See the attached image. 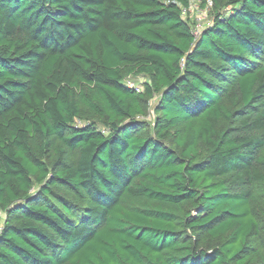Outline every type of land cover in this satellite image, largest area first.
<instances>
[{"label": "trees", "instance_id": "obj_1", "mask_svg": "<svg viewBox=\"0 0 264 264\" xmlns=\"http://www.w3.org/2000/svg\"><path fill=\"white\" fill-rule=\"evenodd\" d=\"M189 1L0 0V264H264V0Z\"/></svg>", "mask_w": 264, "mask_h": 264}, {"label": "rangeland", "instance_id": "obj_2", "mask_svg": "<svg viewBox=\"0 0 264 264\" xmlns=\"http://www.w3.org/2000/svg\"><path fill=\"white\" fill-rule=\"evenodd\" d=\"M210 12H211V9H209L207 16H205V18L202 19L201 21H198V15L195 12L190 13V17H191L192 21L194 22V25H193L194 30H195V26H196L195 24L200 23L202 27H205V26L210 24V22H211ZM128 83H130L131 87H133L135 89L138 88L140 91H142V85L145 83V79H143L141 77L136 78V79H131V80H129ZM155 103H156V101H152L150 103V106L147 109L146 116L143 118H140L142 121H147L148 123L152 124V120L154 118L153 109H154ZM35 188H37V187H35ZM2 220H3V214L0 213V225L2 224Z\"/></svg>", "mask_w": 264, "mask_h": 264}, {"label": "built area", "instance_id": "obj_3", "mask_svg": "<svg viewBox=\"0 0 264 264\" xmlns=\"http://www.w3.org/2000/svg\"><path fill=\"white\" fill-rule=\"evenodd\" d=\"M212 8V3L210 1H207L206 3L202 4L201 0H190L189 1V7L187 10H183V14L192 13L195 12L198 15V21H201L202 19L207 16V13L209 9ZM195 30L193 29L194 36H197L201 30L204 28L201 26L200 23L195 24ZM206 27V26H205ZM137 92H140V90L137 88L135 89ZM0 231H1V225H0Z\"/></svg>", "mask_w": 264, "mask_h": 264}]
</instances>
